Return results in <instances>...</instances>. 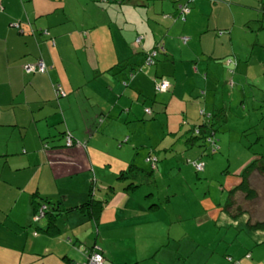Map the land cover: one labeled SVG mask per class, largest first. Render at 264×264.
<instances>
[{"label":"crops","instance_id":"crops-1","mask_svg":"<svg viewBox=\"0 0 264 264\" xmlns=\"http://www.w3.org/2000/svg\"><path fill=\"white\" fill-rule=\"evenodd\" d=\"M195 1L198 0H190V7ZM200 1L209 11L222 3L234 4L241 13L250 11V7L235 0ZM132 9L144 12L145 26L138 28L131 17ZM255 10L257 14L251 18L258 16L256 19L262 22L264 8ZM193 15L190 12L191 21ZM182 17L173 0H0V264H79L83 262L80 258L87 256L86 246L94 245L97 239L105 251L110 244L118 252L125 251L133 264L145 261L146 254H151V247H140L139 238L155 224L152 211L143 203L138 208V199L130 193H119L114 204L96 220L79 211L63 212L55 219L59 234L42 230L49 225L48 218L38 224L33 218L35 204L42 199L61 202L60 205L63 202L61 208L84 202L93 179L98 180L103 194L109 186L120 188L122 184L117 177L131 159L128 154L118 158L113 150L134 154L136 148H163V142L174 132L152 145L138 142L131 125L146 122L140 119L136 107L140 102L146 106L144 95H149L158 80L169 79L175 89L171 99L179 98L176 88L179 81L171 73L177 60L174 55L177 41L172 33L179 21L182 26L187 23V15L185 20ZM200 17L209 23L202 12ZM235 20L242 22V16H235ZM246 20L235 27L244 26ZM216 26L220 30L229 28L227 24ZM42 32H50L55 42ZM230 36L233 37V31ZM159 45L165 46V52L153 65L157 77L154 83L151 71L146 74L142 71L147 54ZM160 56L165 63H161ZM217 57L227 58V54L213 55L210 59ZM41 60L48 72L29 73L28 69ZM193 62L195 67L190 66V71L196 76L201 69L197 61ZM111 69L114 74L122 73L113 76ZM159 71L163 73L159 75ZM207 78L208 72L204 79ZM125 83L132 89L125 88ZM56 85L63 87L67 96L58 97ZM202 96L206 94L202 92L194 98L201 107ZM184 113L188 115L182 110L181 114ZM100 117L103 122L96 126ZM67 132L83 146L65 145ZM124 139L128 140L124 147L132 146L128 150L120 145ZM116 159V167L106 184L103 181L107 170L113 168ZM164 163L158 167L159 171ZM71 216L75 219L70 220ZM144 219L152 221L146 223ZM91 235L96 241H88ZM183 238L184 235L176 242L167 239L162 243L170 264H180L183 258L189 261V253H181L178 245L174 247ZM159 250L156 248V252ZM227 252L230 264L234 261L255 264L251 262L252 256L245 258L242 253ZM113 262L126 264L118 257Z\"/></svg>","mask_w":264,"mask_h":264},{"label":"rangeland","instance_id":"rangeland-1","mask_svg":"<svg viewBox=\"0 0 264 264\" xmlns=\"http://www.w3.org/2000/svg\"><path fill=\"white\" fill-rule=\"evenodd\" d=\"M187 1L183 0L185 4ZM259 1L235 0L236 3L250 7V11L242 13L230 3L217 5L213 11H209V7L200 0L195 1V5L193 3L191 7L188 4L190 12L194 13V20L191 21L188 13L187 23L182 26L179 21L172 33L177 41L174 48L177 60L171 73L176 74L179 81L176 87L179 98L171 99V94L175 91L171 82L172 87L168 93L159 92L156 85H153L147 95L150 103L147 101L146 106L143 102L137 104L140 119L146 122L132 124L131 128L138 142L152 145L159 143L170 131L184 135L190 128L188 122L201 120V109L209 112L213 105H217L227 108L228 112L226 125L216 134V149H219L216 153H212L211 146L204 145L202 140L186 145L187 137L178 140L180 135H169L162 147H171L176 143L173 150L157 154L159 159L167 160L160 170L162 176L160 171L157 172L156 184H145V187L130 193L138 199V208L143 207L142 203L147 209L150 203H157L151 210L155 224L150 225L139 238L140 247H151L152 251L151 254H146V260L140 264H170L171 260L162 243L167 239L176 242L183 235V240L174 247L176 249L178 245L181 253H189V261L183 258L180 264H230L228 256L226 257L228 250L238 255L242 253L245 258L252 256L251 262L255 264H264V227L253 226L264 223V174L255 171L249 178L250 187L256 192L253 199L247 198L243 191L232 192L240 185L244 168L257 155L264 154V19L260 22L256 19L258 16L251 18L252 14H257L255 8H264L263 0L261 4ZM201 12L209 23L201 20ZM260 14L263 16V13ZM238 15L242 16V22L249 17L244 22L246 26L235 27V24L242 23L235 20ZM131 17H134L138 28L145 26L146 19L142 10H133ZM250 22L251 26L247 27ZM219 24L229 25L228 30H220L216 26ZM232 31L233 37L230 36ZM219 32L225 34L224 38L218 36ZM224 39L227 41L223 42ZM221 53L227 54V59L235 68L234 74L224 63L210 59ZM160 59L162 64L166 62L163 56ZM193 61H197L201 69L196 76L190 71V66H194ZM144 68L142 72L151 71V78L155 83L156 67L146 64ZM207 72L208 78L205 80ZM162 73L161 71L159 75ZM202 92L206 94L200 100L203 107L194 99ZM154 99L158 101L155 106L152 104ZM145 107L154 108V121H151L152 116L144 114ZM182 110L188 115L181 114ZM139 129L141 134L137 136ZM123 142L124 149L132 147H124L128 143L125 139ZM112 153L122 159L128 154L131 159L128 164L134 162L145 167L149 150L140 148L133 154L116 149ZM117 160L113 168L107 170L104 183L107 184L111 178ZM199 161L206 165L204 172H197L193 166L192 162ZM99 175L103 176V173L99 172ZM74 219L71 216L70 220ZM150 221L152 220L144 219L146 223ZM88 241H96V238L91 235ZM192 243L194 247H191ZM109 247L105 251L109 263L118 257L126 264H133L125 251L118 252L114 246ZM156 248L160 249L159 252H156ZM80 259H83L82 263L86 261V258Z\"/></svg>","mask_w":264,"mask_h":264},{"label":"trees","instance_id":"trees-1","mask_svg":"<svg viewBox=\"0 0 264 264\" xmlns=\"http://www.w3.org/2000/svg\"><path fill=\"white\" fill-rule=\"evenodd\" d=\"M184 16H186V15H184ZM184 20H185V17H184ZM22 23L23 22L18 21L19 25H22ZM42 34L45 37L46 36L50 37V32H45V33L42 32ZM223 34H224L223 32H219L218 36L221 37ZM50 38H51L50 40H53L55 42L54 38H52V37H50ZM215 60H217L218 62L224 63L225 66L228 69H230V71H232L231 73L232 74L234 73L235 70H232L234 68L230 66L231 63H230L229 59H227L226 57H221V58L217 57ZM47 69H48V67H47ZM135 71L136 70H134V72ZM138 71H140V70H138ZM110 73H112L113 76H117L119 73H122V71L121 72L118 71V73L114 74L113 69H111ZM32 74H41V73H37V72L33 73L32 72ZM157 83H158V81H157ZM124 85L126 86L125 88H127V89H129L131 87L130 85H128V83H125ZM171 87H172V84L170 82V88L166 93H168L170 91ZM130 89H132V88H130ZM59 90H64V88L61 87L60 85H56L55 86V92H56L58 97L59 96L60 97L67 96V95L61 96L58 93ZM144 101H148L150 103L148 96L144 95ZM157 102H158L157 99H154L152 104L153 105L157 104ZM146 109H149V108L148 107L144 108V110H145L144 114H146L147 116H152L151 121H154L156 119L155 115L153 114V112L155 113L154 108L152 107L151 109H149V110H151L150 115H148L146 113ZM226 109L227 108H225V107H219V106H215L209 112L201 109L200 110V113H201L200 115L202 116V117H200L201 120L197 121V122H188L190 124V128L184 133V135L180 134L181 132L170 133L169 135H172L175 137L180 135L178 140H181V138H183V137H187L186 141H185L186 145H188V144L193 145L196 143L197 140H202V142H204V145L209 144L211 146V148L213 149L212 153H216L217 150H219V149H216V144L218 142V140L216 139V134L219 133L227 123L228 112ZM102 122H103V119L100 117L95 122V125L100 126ZM66 134H68V132ZM66 134H65V136H66ZM260 139L261 138H259V140ZM73 141H74V143L72 144L71 147H82L84 144L75 138ZM126 142L128 143V140H126ZM120 143H123V142H120ZM65 145L68 146L67 136L65 137ZM123 145L124 144H122V146ZM175 145H176V143L171 145V147L170 146L167 148L163 147L162 149L159 148V146L147 147V148L142 147V149L146 148V150H149V155L146 156V164L147 165L145 167L139 166L134 162L128 164L126 166V168L123 169L117 177L119 182L122 184V186H120V188H118V189L116 186H109L107 188L108 190H107L106 194L101 193L100 190L102 187L99 186V184H97L98 180L93 179V180H91L92 182H91V188H90V193H89L88 199L85 200L84 202H81V203H78L75 205L74 204L73 205L65 204V205H63L62 208L60 206H62L63 202L61 205H60L61 202H59V204H56L50 199H42L40 202L39 201L36 202V204H35V211L36 212H35V215L33 218V222L38 224L41 222L42 218H48L49 225L45 229L43 228L42 230H45L46 232H51L52 234H57V233L59 234L60 231L58 229V226L56 224L55 219L58 218L63 212L66 214H71L75 211H79L84 215H88V216L90 215V217H92L96 220L99 217V215H102L103 212H105L109 207H111L114 204V200L118 196L119 193L128 194V193L136 192L140 188L145 187V186H143L145 184L146 185L156 184V182H157L156 176H157V172H159L158 167L161 166V164L166 161L165 159H163V160L159 159L157 154L163 153L166 151L170 152L173 150ZM46 148H47V146H46ZM136 149H137V151H139L140 148H136ZM192 163H193V166L195 167V169H196V166L198 164H203L200 161L199 162H192ZM203 165H204V168L202 171H198L197 169H196V171L197 172H204L206 165L205 164H203ZM255 171H257L261 174H264V154L257 155V157L249 165H247L244 168L243 172L241 173L242 181H241L239 186L235 187L232 190V192L235 193L236 191H243L244 193L247 194V198L253 199L255 197L256 192L251 189L249 178ZM146 199H148L147 196H146ZM155 206H157V203H153L152 205L150 203L149 209L153 210L155 208ZM37 215L41 216V218L38 221L35 220V217ZM253 226L255 228H262V227H264V223H257ZM96 233H98V230L96 231ZM37 235L38 234L35 233V236H37ZM97 240L99 241L100 239H97ZM69 241L71 242V240H69ZM97 242H94V245L92 244L91 246H86V247H88V249H86V253H87L86 261L84 263H79V264H86L89 261V257L95 251L96 245L99 246V244ZM111 245L112 244H110V246ZM100 248H101V250L99 253L103 256L104 264H111L108 262V259H107L108 256H107V254H105V250L102 249L101 246H100ZM66 258L69 259V257L67 255H66ZM229 258L231 259L229 261L233 262V259L231 257H229ZM112 264H115V262H112ZM137 264H140V263H137ZM233 264H240V263L234 261Z\"/></svg>","mask_w":264,"mask_h":264},{"label":"built area","instance_id":"built-area-1","mask_svg":"<svg viewBox=\"0 0 264 264\" xmlns=\"http://www.w3.org/2000/svg\"><path fill=\"white\" fill-rule=\"evenodd\" d=\"M174 1L177 3L178 9L183 16L187 15L190 12V8L188 6V2L190 0H188L186 4L183 2V0H174ZM140 40L141 39H139L138 42ZM160 50L163 51L164 47L160 46V47H158L157 50H154L147 55V58H146L147 65H153L154 64L156 58L158 57ZM47 71H48L47 66L43 60L39 61L37 65L31 66L28 69L29 73L37 72V73L45 74ZM156 88L159 92H163V93L167 92L170 88V82L167 81L166 79H161L160 81H158ZM58 93L60 95H65V93L62 90H59ZM146 113L148 115H150L151 110L146 109ZM73 140H74V138L70 134H68L67 135L68 146H71L74 143ZM203 168H204L203 164H198L196 166V169L198 171H202ZM40 218H41V216L37 215L35 217V220L38 221ZM100 250H101V248L99 246H96L95 251L91 254V256L89 257V261L86 264H104L103 256L99 253ZM228 260H231V259L229 258Z\"/></svg>","mask_w":264,"mask_h":264},{"label":"clouds","instance_id":"clouds-1","mask_svg":"<svg viewBox=\"0 0 264 264\" xmlns=\"http://www.w3.org/2000/svg\"><path fill=\"white\" fill-rule=\"evenodd\" d=\"M189 2H190V1H189ZM189 2H188V4H189ZM189 8H190V7H189ZM178 10H179V9H178ZM190 11H191V8H190ZM179 12H180V11H179ZM189 13H190V12H189ZM180 14H181V13H180ZM181 15H182V14H181ZM182 16H183V15H182ZM160 46L164 47V50H163V51L160 50L158 56H159L160 54H162V53L165 52V46H164V45H159V46H157L154 50H157L158 47H160ZM154 50H153V51H154ZM147 55H148V54H147ZM146 58H147V56H146ZM157 58H158V57H157ZM157 58H156V59H157ZM155 63H156V60H155L154 64H155ZM145 64H147V63H146V60H145ZM154 64H153V65H154ZM153 65H152V66H153ZM148 66L151 67V65H148ZM47 72H48V71H47ZM47 72H46V73H47ZM46 73H45V74H46ZM166 80L169 81L168 79H166ZM158 81H160V80H158ZM169 82H170V81H169ZM156 84H157V83H156ZM156 87H157V85H156ZM62 91L65 93L64 90H62ZM61 96H65V95H61ZM75 143H76V142H75ZM71 146H72V145H71ZM71 146H70V147H71Z\"/></svg>","mask_w":264,"mask_h":264}]
</instances>
